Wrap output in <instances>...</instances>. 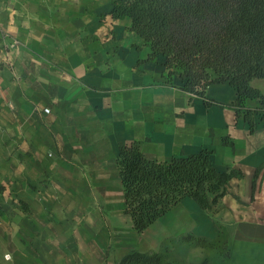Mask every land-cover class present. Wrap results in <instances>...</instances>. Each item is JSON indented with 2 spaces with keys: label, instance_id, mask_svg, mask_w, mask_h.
I'll return each mask as SVG.
<instances>
[{
  "label": "crops",
  "instance_id": "1",
  "mask_svg": "<svg viewBox=\"0 0 264 264\" xmlns=\"http://www.w3.org/2000/svg\"><path fill=\"white\" fill-rule=\"evenodd\" d=\"M114 1L0 0V261L119 264L138 249L209 264L216 249L223 264H264V122L252 131L234 108L167 82ZM252 83L264 91V76ZM206 95L229 103L237 90ZM133 141L158 160L207 148L218 170L240 174L210 209L186 197L138 232L118 162Z\"/></svg>",
  "mask_w": 264,
  "mask_h": 264
},
{
  "label": "trees",
  "instance_id": "2",
  "mask_svg": "<svg viewBox=\"0 0 264 264\" xmlns=\"http://www.w3.org/2000/svg\"><path fill=\"white\" fill-rule=\"evenodd\" d=\"M115 18L129 16L130 28L151 46L150 59L163 57L164 78L204 98L206 104L235 109L255 130L264 122V91L252 80L264 76V0H115ZM229 82L236 100L225 103L209 98L206 89ZM249 99H258L256 107ZM225 142L233 144L229 138ZM212 150L149 158L139 141L120 145L118 162L127 208L134 228L143 232L186 197L210 209L226 191L237 170L220 171ZM196 246L216 248L217 241L189 234ZM0 264H4L0 261ZM119 264H181L160 251L130 250Z\"/></svg>",
  "mask_w": 264,
  "mask_h": 264
},
{
  "label": "rangeland",
  "instance_id": "3",
  "mask_svg": "<svg viewBox=\"0 0 264 264\" xmlns=\"http://www.w3.org/2000/svg\"><path fill=\"white\" fill-rule=\"evenodd\" d=\"M194 251H195L194 255L199 254L200 257H202V253H203L202 250L196 249ZM204 254H205V256L208 255L209 264H223V262L221 261V259L218 256L219 253L216 249L205 250ZM196 264H198L197 261H196Z\"/></svg>",
  "mask_w": 264,
  "mask_h": 264
},
{
  "label": "built area",
  "instance_id": "4",
  "mask_svg": "<svg viewBox=\"0 0 264 264\" xmlns=\"http://www.w3.org/2000/svg\"><path fill=\"white\" fill-rule=\"evenodd\" d=\"M45 110H46V111H49L50 109H49V108H46Z\"/></svg>",
  "mask_w": 264,
  "mask_h": 264
}]
</instances>
